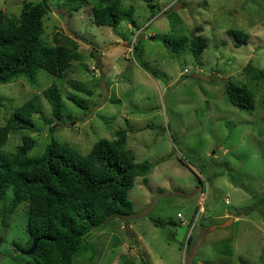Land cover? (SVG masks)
<instances>
[{
    "label": "rangeland",
    "instance_id": "1",
    "mask_svg": "<svg viewBox=\"0 0 264 264\" xmlns=\"http://www.w3.org/2000/svg\"><path fill=\"white\" fill-rule=\"evenodd\" d=\"M24 1L0 0V8L16 15ZM69 1L77 3L48 0L42 37L51 41L59 31L78 42L83 57L66 79L92 93L36 68L32 83L23 77L0 83V124L54 82L65 101L62 121L47 122L50 108L40 96L43 114L33 116L37 141L29 155L42 154L54 123L53 138L81 153L125 128L126 147L152 166L147 180L137 176L128 191L134 213L94 227L76 264H264V203L258 201H264V91L242 70L248 62L264 69V0H155L152 9L142 0H122L140 28L125 21L98 26L91 4L82 0L70 14ZM227 29L247 32V43L234 46ZM195 35L206 43L199 61L169 52L162 42ZM138 41L140 52L133 54ZM228 79L253 89L254 110L227 102ZM27 134L11 132L2 148L14 151ZM12 196L10 188L0 201V264H30L14 245L27 246V202L5 212Z\"/></svg>",
    "mask_w": 264,
    "mask_h": 264
},
{
    "label": "trees",
    "instance_id": "2",
    "mask_svg": "<svg viewBox=\"0 0 264 264\" xmlns=\"http://www.w3.org/2000/svg\"><path fill=\"white\" fill-rule=\"evenodd\" d=\"M75 1L74 5L69 1L70 14L84 4L82 0ZM85 1V4H91V20L98 26L115 28L125 21L134 28H140L133 17V8L125 6L122 0ZM142 1L150 9L157 5L155 0ZM49 11L48 0H25L16 15H8L0 8V83H9L19 77L32 83L35 80L34 70L40 68L60 80L61 84L67 81L71 88L91 94L92 91L79 81L66 79L72 62L83 57L78 42L59 31L54 32L51 41L47 37L43 39V21ZM172 12L168 14L172 16ZM174 14L178 16L176 12ZM226 34L236 47L246 44L249 37L247 32L236 29H227ZM162 42L169 52L189 53L196 61L206 47L200 35L191 39L187 36L163 38ZM139 50L140 41L133 46L132 52L139 53ZM242 70L248 81L262 85L264 91V69L248 62ZM224 93L227 102L240 110L252 111L256 108L255 92L246 83L228 79L224 84ZM40 94L18 105L5 123L0 124V201L12 188L13 196L5 212L12 213L19 204L27 202L26 248L39 238L34 252L27 256L31 259L30 264H76V257L87 249V238L94 227L109 219L134 213L128 191L137 176L147 180L152 166L147 161L137 160L126 147L128 130L125 128L115 130L112 139H98L86 153H81L53 138L57 125L54 123L49 128L51 138L42 154L29 155V150L37 141L32 136V132L38 130L33 116L43 114L40 96L50 108L51 118L47 122H52V119L60 122L63 117L65 101L58 85L53 82ZM67 98L77 106L85 107L73 96L68 95ZM261 104L264 105V93ZM22 129L31 134L22 135L21 143L14 151H5L2 146L9 134ZM229 179L235 185L246 188L237 176ZM258 201L263 205V199ZM166 223L174 224L172 220ZM14 245L22 249L18 244Z\"/></svg>",
    "mask_w": 264,
    "mask_h": 264
},
{
    "label": "water",
    "instance_id": "3",
    "mask_svg": "<svg viewBox=\"0 0 264 264\" xmlns=\"http://www.w3.org/2000/svg\"><path fill=\"white\" fill-rule=\"evenodd\" d=\"M226 223H227V221L225 223L221 224V226H226ZM38 240H39V238L34 239L33 242L31 243V245L28 248L21 249L20 252L22 254H24V255H30V254H32L34 252V250H35V247H36V244H37V241Z\"/></svg>",
    "mask_w": 264,
    "mask_h": 264
},
{
    "label": "built area",
    "instance_id": "4",
    "mask_svg": "<svg viewBox=\"0 0 264 264\" xmlns=\"http://www.w3.org/2000/svg\"><path fill=\"white\" fill-rule=\"evenodd\" d=\"M180 216V214H178Z\"/></svg>",
    "mask_w": 264,
    "mask_h": 264
}]
</instances>
